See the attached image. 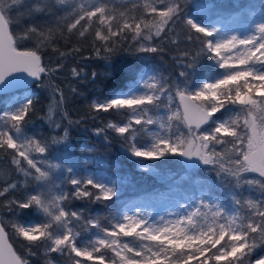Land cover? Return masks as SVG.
Instances as JSON below:
<instances>
[{"label":"snow or ice","instance_id":"6c2138e0","mask_svg":"<svg viewBox=\"0 0 264 264\" xmlns=\"http://www.w3.org/2000/svg\"><path fill=\"white\" fill-rule=\"evenodd\" d=\"M189 2H133L128 14L120 12L118 18L106 0H96L87 7H70L67 15L55 21V27H30L18 37L12 30V13L21 0H0V91L27 89L30 77L52 90L56 107H62L66 98L52 78L62 72L64 63L58 59L54 65L45 64L41 47L51 48L59 58L74 56L82 53L81 47L65 52L53 45L69 36L86 39L90 34L96 57L108 59V54L120 50L122 44L128 47V41L139 53L162 54L166 42L177 43L170 38L182 24L186 41L198 47L191 53L178 51L173 57L184 69L179 71L178 79H167L158 71L146 76L141 73L126 89L90 107L96 113L114 112L125 118L124 123H109L107 129L127 145L129 154L139 162L138 170L153 173L156 169L145 161L178 157L207 166L219 178L217 185L204 187L195 199L189 198L163 214L139 207L119 214L111 209L108 227L98 217L85 221L83 213L70 206L72 201L115 203L120 181L79 172L71 155L67 128L62 135H28L36 98L26 92L0 112V150H11V162L22 174L27 190L13 198L11 194L20 191V181H4L0 184V208L13 214L16 210L35 211L42 217L38 223L11 225L16 236L27 242L30 255H36L34 247L43 246L46 255L73 256L72 264H264V254L253 258L258 248L264 249V18L246 32L226 35L219 27L203 23L196 14H188ZM55 3L64 4L65 0H54L52 7ZM138 7L143 13L133 14ZM206 7L196 3L197 13ZM31 35L39 38L36 47H21L19 41ZM201 58L211 60L221 74L193 86L189 81ZM71 75L86 78L88 74L83 68L73 67ZM90 75L95 77L96 73ZM44 78L48 79L47 85ZM177 99L179 105L173 110ZM224 110L232 111L233 116L224 121L213 119ZM52 113L50 105L48 121L54 129H60ZM63 119H68L66 112ZM72 123L68 119V124ZM107 129L98 128L95 134H105ZM141 135H146L149 142L137 146ZM108 139L105 135L106 142ZM81 150L94 151L86 146ZM56 170L61 177L53 179L51 173ZM224 184L237 191L245 186L258 188L260 196L248 199V211L242 213L245 202L232 192L229 197L234 208L229 210L216 197L219 185ZM78 225L85 230L95 229L92 239L79 244ZM6 228L0 219V264H27L7 243ZM46 264L53 262L48 260Z\"/></svg>","mask_w":264,"mask_h":264},{"label":"trees","instance_id":"16d2710c","mask_svg":"<svg viewBox=\"0 0 264 264\" xmlns=\"http://www.w3.org/2000/svg\"><path fill=\"white\" fill-rule=\"evenodd\" d=\"M82 0H72L71 5H60L54 0H21V3L15 6L12 13V30L14 35L23 37L25 30L30 27H38L47 29L48 27H55V21L67 15V10L75 6L79 8ZM109 7L117 14L124 12L126 15L129 9H132L133 2L143 4V0H106ZM48 7V11H36L37 8ZM186 12H192V0H190ZM143 8L138 7L133 10V14H142ZM264 16V0H215L209 11V21L230 22L231 25L240 24L245 25L247 22H252L254 19ZM91 33L92 30L90 29ZM184 26L181 24L176 29V34L170 39H175L176 44L170 41L166 42V52L162 54H147L151 61L161 60L173 64L172 56H177L178 51L193 52L198 46L195 43H189L185 39ZM39 38L31 35L27 40L19 41L21 47L33 49L36 47ZM92 35L86 34V39H78L75 36H69L67 40H58L53 47L60 51L68 52L72 47H81L82 53H77L74 56L59 58L57 52H53L51 48L41 47L40 54L45 64L51 66L62 60L64 68L60 74L52 78L53 84H58L65 94V102L62 107L55 106L52 90L47 86H41L39 82H33L35 90L34 97L36 98V112L32 117L31 123L27 128V133L31 136L50 137L55 133L63 134V129L67 128L69 132L70 143L72 145V152L80 156L84 151L81 150L84 142L89 143L93 152L105 159H118L116 154L120 147L128 148L123 140L113 130L107 129L109 122L119 123L125 121V118L120 114L96 113L90 106L94 99L105 100L116 93L119 89L125 86L127 80L134 78L137 69L142 64L143 53H139L132 46V42L128 41V47L121 45V49L112 54H108V59L96 57L94 48L91 45ZM98 43V42H97ZM82 57H89L87 59ZM73 67L83 68L88 75L85 77H73L71 69ZM175 67V65H174ZM182 70H184L182 68ZM178 69L175 67V73ZM95 72L96 76L92 77L90 74ZM174 73V74H175ZM221 74V70L217 69L211 60L201 58L197 64L195 75L191 83H197L203 80L215 79ZM172 80V75L168 78ZM44 84H48V79L44 78ZM72 89L76 91L73 92ZM5 93L0 94V111L3 108ZM53 106L52 120L60 124V129H54L48 121L49 106ZM67 113L68 119L72 120V124H68V119H63V113ZM230 113V110H224L216 114V117H225L224 113ZM231 114L228 115L230 117ZM79 121V123H76ZM173 124H178L174 121ZM98 128H106L105 134L97 136L95 130ZM175 131V126L172 129ZM183 130V129H181ZM105 135L109 138L106 142ZM142 135L137 138V146L143 145L141 141ZM224 146H221V150ZM0 150V184L9 179L21 180L20 173L15 169L11 162V155ZM195 167H186L178 157H170L164 161H155L154 166L162 173H169L168 182L173 185L175 195L188 196L196 195L198 188L194 181L201 183V188L208 185H217L218 177L214 172L210 171L207 166H203L196 162ZM193 164V162H192ZM131 174L129 181H127L123 191L119 195V199L113 202L91 203L86 200H73L71 207L83 213L86 220L98 217L100 222L108 227V221L111 219L113 213L111 209H115L116 213L121 212L125 203L132 199H144L149 194H155L158 186L162 183L155 180V178L148 173L134 170H129ZM258 178V177H257ZM21 185V184H20ZM171 188V186H168ZM216 192V197L220 198L221 202L229 209L234 208L233 202L229 194L236 192L237 198L245 202V206L240 209L242 213L248 211L246 201L248 199L255 200L260 196V189H249L247 186L237 191L232 188L230 184L219 185ZM25 188L21 185L20 191L15 192L13 198L23 195ZM111 205V208L108 206ZM34 212H24L16 210V214L7 212L0 208V219L7 225V236L12 244L17 255L27 261V264H46L48 260L56 259L64 263L69 255H60L58 253L45 254L43 246L34 247L33 251L36 255H30L27 242L22 238H18L15 230L12 228L13 222H19L25 218L33 216ZM95 229L85 230L83 226L78 225L76 231L80 234H89ZM264 252V249H257L255 253Z\"/></svg>","mask_w":264,"mask_h":264},{"label":"rangeland","instance_id":"374dc122","mask_svg":"<svg viewBox=\"0 0 264 264\" xmlns=\"http://www.w3.org/2000/svg\"><path fill=\"white\" fill-rule=\"evenodd\" d=\"M143 2L144 3L145 2L150 3V2H152V0H143ZM213 2H215V0H192V12L189 14L190 15L196 14L197 18L199 20H201L203 23L209 24L211 26L219 27L222 30V32L226 35L246 32L247 30H249L252 27V25L255 21H258V20L264 18V16H263V17L254 19L252 22H247L243 26L240 24L231 25L230 22L209 21L208 20L209 11H210V8H211ZM71 3H72V0H65L64 4H60V3H58V4H60V5H71ZM95 3H96V0H82V2H81V4H83L85 7H87L90 4L94 5ZM196 3L206 5L207 7L203 11H201L200 13H197ZM158 6H161V5H158ZM173 57L174 56H172L171 59L173 60V64L175 65V67L178 69L177 73H175L174 65L170 64L169 62L161 61V60L151 61L149 59L150 58L149 55L144 54L142 56V64L137 69L134 78L127 80L125 83V86L122 89H119L118 91H116V93L121 91V90L126 89L127 86L131 82H133L134 80H137L138 76L141 73H143L146 76L148 73L158 71V72L162 73L164 75V77L167 79L171 75H172V80L178 79L179 78L178 73H179V71L182 70V66L176 60H174ZM203 81H207V80H203ZM200 82H202V81H200ZM200 82L193 84V83H191V81H189V83L192 84L193 86H197ZM137 87L139 88V85H137ZM16 91H17V94L15 96H12L11 92L5 93V98H4L5 100H4L3 108L0 112H3V111L8 109L9 104L11 102H13V98H22L26 92L30 96H34V94H35V90L33 88V85H31L28 89L20 88V89H16ZM100 100H102V99H94L93 102L100 101ZM178 105H179V101L177 99L176 103L172 105L173 110H175V108ZM224 114H225V117H223V118H221V117L219 118V117L214 116L213 119H218L219 121H224V120H228L230 117L233 116L232 111L230 113L225 112ZM229 114H231L230 117H228ZM161 115H163V111L161 112ZM124 122L125 121H122L119 123H124ZM109 123H113V122H109ZM150 127L155 128V126H150ZM205 127H208V126L206 125ZM141 141H143V145L149 142L148 137L146 135H142ZM82 146H86L87 148L93 149L92 146L87 142H84L82 144ZM71 155L77 162V168H78L79 172H81V173L94 172L97 175H104L105 178L108 179L109 181H111L113 179L120 181V193L123 191L127 181H129V179H130L131 174L129 173V170L133 168L134 170L141 171V170H138V168H137V164L139 162L137 160H135L129 154L128 148H124V147H120L118 153L116 154L118 159H111V160L105 159L93 151L91 153L84 151L80 156H78L74 153H71ZM52 162L55 163L56 161H52ZM144 163L151 164L156 169L153 173H148V174L153 176L155 178V180H157L158 182L162 183V185L158 186V188L155 191V194H149L144 199L140 198L137 200L132 199V200L128 201L127 203L124 204L120 213H122L125 209L131 210L133 208L139 207V208L143 209L144 211H152L154 214L159 215V214H163L167 210L175 209L179 203H181L185 200H188L189 198L195 199L196 197H198L200 195L203 188L200 187L201 183L198 181H194L195 186L198 188V192L196 193L195 196L194 195L193 196L192 195L179 196L178 194L175 195L173 185L168 182V178H169L170 174L169 173H167V174L162 173L160 170H158L154 166V162H152V161H145ZM193 163H195V165L197 164L196 162H193ZM51 175H52L53 179H57L58 177H61V173L59 172V170L54 171L53 173H51ZM20 176H21L20 184L23 186L22 174H20ZM57 182H59V180H57ZM168 186H171V188H169ZM28 188L30 189L31 185H29ZM25 190H27V189H25ZM33 212H34L33 216H31L29 218H25L23 220H20L19 222L23 223V224H31V223L40 222L42 219L40 214L36 213L35 211H33ZM95 231L96 230H93L87 235L80 234V237L78 239V243L83 244L85 241L92 239L93 235L95 234ZM260 254H264V252L255 253L253 255V258H255L256 256H258ZM73 259H74V257L70 256V257H68V259H66V261L64 263H62L61 261L56 260V259H51V261L53 262V264H72Z\"/></svg>","mask_w":264,"mask_h":264},{"label":"water","instance_id":"95a60500","mask_svg":"<svg viewBox=\"0 0 264 264\" xmlns=\"http://www.w3.org/2000/svg\"><path fill=\"white\" fill-rule=\"evenodd\" d=\"M29 79V81H30V84H29V86H28V88L33 84V82L34 81H32V78H28ZM27 88V89H28ZM16 89H20V88H15V89H9V90H7V91H0V94L1 93H9V92H11V95L12 96H15L16 94H17V91H16ZM181 160V162L186 166V167H191L190 165H192V161H185V160H182V159H180ZM6 240H7V243L8 244H11L10 243V241H9V239H8V236H7V238H6ZM12 245V244H11ZM13 247V246H12ZM13 250H14V248H13ZM15 251V250H14ZM16 252V251H15ZM17 254V253H16Z\"/></svg>","mask_w":264,"mask_h":264}]
</instances>
